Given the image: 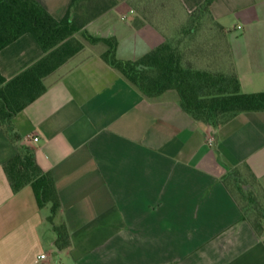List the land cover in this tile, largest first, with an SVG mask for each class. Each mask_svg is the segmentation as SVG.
<instances>
[{
    "label": "crops",
    "instance_id": "crops-1",
    "mask_svg": "<svg viewBox=\"0 0 264 264\" xmlns=\"http://www.w3.org/2000/svg\"><path fill=\"white\" fill-rule=\"evenodd\" d=\"M37 1L57 20L72 2ZM202 2L117 0L84 31L116 39L117 58L135 61L172 40ZM209 19L205 33L220 41L194 62L235 72L243 93L263 91L264 0H214ZM76 37L84 49L14 117L20 141L0 129V264H264V234L223 181L246 165L264 195V112L214 129L182 110L174 90L146 97L102 58L105 43ZM42 56L26 34L0 51V71L11 79ZM19 146L53 178L67 250L55 246L51 205L40 208L31 186L11 188L4 164Z\"/></svg>",
    "mask_w": 264,
    "mask_h": 264
},
{
    "label": "trees",
    "instance_id": "trees-1",
    "mask_svg": "<svg viewBox=\"0 0 264 264\" xmlns=\"http://www.w3.org/2000/svg\"><path fill=\"white\" fill-rule=\"evenodd\" d=\"M213 2L203 0L198 10L191 14L188 24L172 40L164 42L140 59L131 61L117 58L116 39L96 38L84 31L89 21L112 9L117 0H72L62 20L54 18L37 0H0V51L30 34L43 52L40 60L11 79L5 78L0 71V129L8 134L12 142L20 141L14 129V117L46 93V77L84 49L77 34H81L91 44L105 43L109 48L102 58L146 97L156 98L174 90L180 97L182 110L214 129L227 124L241 113L264 112V89L256 93H243L235 72L213 66H198L194 62L196 56L214 53L213 49L220 41L216 35L205 33L204 29L201 33L204 51H199V44L192 47L193 40L189 39L192 36H186L193 34L192 27L198 24L209 25L210 6ZM188 53L190 59L186 56ZM242 169L248 172L251 180L252 173L246 165L223 178L235 198L230 181L241 188L243 195L246 192L239 185ZM4 171L13 192L31 186L40 208L51 205L48 221L53 224L56 234L55 246L58 250L69 249L72 243L66 225L56 226L53 223L61 207L53 178L38 166L35 151L28 146H19L17 155L4 164ZM250 192L253 194L250 200L255 202L259 194L253 189ZM240 206L244 218L250 220L260 235L264 234V212H259L255 221H252L247 209ZM252 208L254 210L255 207Z\"/></svg>",
    "mask_w": 264,
    "mask_h": 264
},
{
    "label": "rangeland",
    "instance_id": "rangeland-1",
    "mask_svg": "<svg viewBox=\"0 0 264 264\" xmlns=\"http://www.w3.org/2000/svg\"><path fill=\"white\" fill-rule=\"evenodd\" d=\"M205 27H206L205 24H202V25L198 24V25H196V27H192V29H194L193 34L186 35L187 37L188 36L189 37L192 36V38H189V39L193 40V41H191V43H192L191 46L192 47H194L195 44H197V46L199 44V47H198L199 51L201 49H202V51H204L203 50L204 46H203L202 40H201V38H202L201 33H202V31H204ZM194 34H195V36H194V39H193V35ZM203 38H205V36ZM189 39H188V41H190ZM195 41H196V43H195ZM201 46H203V48H201ZM186 56H187L188 59L191 58L190 53H188ZM239 175L241 176V177H239V180H240L239 185L240 186L242 185L246 189V192L245 193L243 192L244 195L242 194L241 188L234 186L232 181H230V187L232 188V190L234 192V195L236 196V198L240 202V204L247 209L249 218L252 221H255L256 215L259 212H261V211L264 212V195L259 193L258 197L256 198V201L252 202L250 200V197H252L251 195H253L252 192H250L251 189H252V185H251L252 183H251L250 177L248 175V172L242 169L240 171ZM252 207H255L254 210H253Z\"/></svg>",
    "mask_w": 264,
    "mask_h": 264
},
{
    "label": "built area",
    "instance_id": "built-area-1",
    "mask_svg": "<svg viewBox=\"0 0 264 264\" xmlns=\"http://www.w3.org/2000/svg\"><path fill=\"white\" fill-rule=\"evenodd\" d=\"M34 140H35V141H38V139H37V138H35ZM44 257H45V255H42V256H41V258H44Z\"/></svg>",
    "mask_w": 264,
    "mask_h": 264
}]
</instances>
